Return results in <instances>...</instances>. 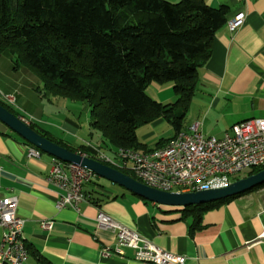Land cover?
<instances>
[{
    "label": "crops",
    "instance_id": "crops-1",
    "mask_svg": "<svg viewBox=\"0 0 264 264\" xmlns=\"http://www.w3.org/2000/svg\"><path fill=\"white\" fill-rule=\"evenodd\" d=\"M204 1L213 8L229 7L228 21L240 13L246 17L235 32L226 24L215 35L212 56L200 70L194 98L202 103L203 121L197 123L203 125L205 134L207 129L210 131L209 122H226L232 128L249 119L264 118V0ZM41 83L29 69H15L9 52L0 54V97L16 95L13 108L21 118L74 149L85 145L92 155L94 150L104 151L101 137H84L82 145H70L41 122L45 108L36 92ZM157 90L159 86L154 84L148 93L156 96ZM64 125L69 136L77 137L82 132L73 120L65 118ZM171 129L174 130L172 126ZM91 132L90 129L93 137L95 133ZM138 139L148 150L157 146L150 148L139 135ZM30 147L0 122V191H12L19 199L18 216L26 221V264H142L134 259L135 251L131 249L124 250L123 258L118 254L103 255L104 249L116 246V234L98 228L96 216L100 211L154 246L186 258V264H264V189L206 212L201 229L195 232L188 221L181 219L179 209L150 203L96 176L84 188L86 200L79 212L60 210L57 204L62 192L47 182L52 157L42 154L38 159L29 158ZM92 199H101L102 203L96 205ZM42 222H52L53 229L43 230ZM3 232L0 229V242Z\"/></svg>",
    "mask_w": 264,
    "mask_h": 264
},
{
    "label": "trees",
    "instance_id": "trees-1",
    "mask_svg": "<svg viewBox=\"0 0 264 264\" xmlns=\"http://www.w3.org/2000/svg\"><path fill=\"white\" fill-rule=\"evenodd\" d=\"M229 13V7L213 8L204 0H0V54L9 52L15 69H29L50 95L87 103L91 134L101 135L105 151L150 153L171 139L148 150L139 142L138 129L162 119L176 135L183 131L200 70ZM166 83L174 84L175 104L159 103L148 94L152 85ZM0 104L22 117L1 97ZM30 126L50 141L98 160L85 145L74 149L37 124ZM263 170L245 172L246 177ZM121 172L134 178L128 170ZM262 189L264 185L224 201L180 208L181 219L198 231L206 212Z\"/></svg>",
    "mask_w": 264,
    "mask_h": 264
},
{
    "label": "built area",
    "instance_id": "built-area-1",
    "mask_svg": "<svg viewBox=\"0 0 264 264\" xmlns=\"http://www.w3.org/2000/svg\"><path fill=\"white\" fill-rule=\"evenodd\" d=\"M240 13L227 25L231 32L238 30L245 21ZM12 107H16L13 95L1 94ZM27 123L28 120L22 118ZM203 125L196 123L187 133H178L168 143L170 151L158 154V149L149 153V161L136 159L133 150L113 153L94 150L98 161L118 170H128L138 182L163 192L193 193L225 188L237 176L257 168H264V118H253L234 125L223 138L208 137L202 131ZM29 158L34 155L33 147L28 150ZM94 174L73 164H64L52 158V170L47 182L62 192L57 204L60 210L70 208L80 211L86 200L84 188L91 183ZM172 181H179V188H172ZM19 199L12 191H0V264L11 259V264H26L29 253L20 248L18 234H24L26 221L18 216ZM98 228L116 234V246L106 248L103 255L118 254L125 257L124 250L135 251L134 259L142 264H186V258L172 255L154 246L135 230L121 224L104 212L96 216ZM45 231L53 229L52 222H42ZM8 246H15V253H8Z\"/></svg>",
    "mask_w": 264,
    "mask_h": 264
},
{
    "label": "water",
    "instance_id": "water-1",
    "mask_svg": "<svg viewBox=\"0 0 264 264\" xmlns=\"http://www.w3.org/2000/svg\"><path fill=\"white\" fill-rule=\"evenodd\" d=\"M0 122L41 153L64 164H73L91 171L96 177L122 187L133 195L150 203L176 209L203 206L241 196L264 185V170L237 180L225 188L193 193H170L150 188L118 169L110 167L86 155L75 153L41 136L29 123L15 116L0 104Z\"/></svg>",
    "mask_w": 264,
    "mask_h": 264
},
{
    "label": "rangeland",
    "instance_id": "rangeland-1",
    "mask_svg": "<svg viewBox=\"0 0 264 264\" xmlns=\"http://www.w3.org/2000/svg\"><path fill=\"white\" fill-rule=\"evenodd\" d=\"M157 86H159V91L157 90V92H155L156 96H153L152 94L148 93L153 100L158 101L165 105L175 104L177 102L178 98L174 93L173 83H166ZM36 92H38V96L41 98L42 101L41 103L44 105L45 108V118L41 122L48 129L54 131V133H57L59 137L67 140V143H70V145L78 146L82 143L84 137L86 138L91 137L90 139H95V140L97 139V136L98 138L101 137V135L97 132L93 135V137L90 135L89 123L91 121V110L87 103L85 104L75 103L67 99L54 97L44 90L43 82L41 83L40 88H37ZM197 95L199 94L197 93ZM12 97H15V99L17 100L16 95ZM169 97H171V100H167ZM202 113H203L202 103L200 102L199 99H197V97L193 98L192 102L190 103L187 109V114L183 122L184 130H187L191 125L197 123V121L202 122L203 121ZM65 118L77 122L82 127V132L80 133L79 136L73 137L72 135L69 136V134H67L69 133L68 130L62 127L65 126L64 125ZM208 124L210 131H208L207 129L205 135L208 137H215L218 139L223 138L225 131H227L228 128H231V125H229L226 122L221 123L219 125H215L214 122H209ZM212 128H214L216 131L215 132L211 131ZM174 133L175 131L171 129L170 124L162 119L157 120L151 124L143 125L138 130V135L140 137V140L145 141V143L150 148H154L156 144H158L162 140H167ZM105 153H107V155L112 158L114 157L111 151ZM240 177L241 178L246 177V173H243ZM233 182H235L234 179L232 180V183Z\"/></svg>",
    "mask_w": 264,
    "mask_h": 264
},
{
    "label": "bare ground",
    "instance_id": "bare-ground-1",
    "mask_svg": "<svg viewBox=\"0 0 264 264\" xmlns=\"http://www.w3.org/2000/svg\"><path fill=\"white\" fill-rule=\"evenodd\" d=\"M191 128V127H190ZM189 128V129H190ZM187 131H181L180 133H187ZM125 149L119 148L115 149L114 153H124ZM170 151V144L167 143L166 146L158 149V154H167ZM134 155L136 156V159L141 161H149V153H143L139 151L133 150ZM33 153L34 155L41 156L42 153L38 149L33 147ZM172 188H179V181H172ZM18 243L20 245V248H22L24 251L29 253L27 245L25 243L24 234H18ZM8 253H15V246H8ZM3 264H11V259H4Z\"/></svg>",
    "mask_w": 264,
    "mask_h": 264
}]
</instances>
